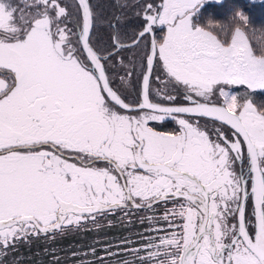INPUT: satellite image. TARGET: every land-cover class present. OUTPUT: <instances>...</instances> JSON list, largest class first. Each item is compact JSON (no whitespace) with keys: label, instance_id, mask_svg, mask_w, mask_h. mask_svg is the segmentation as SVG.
Returning a JSON list of instances; mask_svg holds the SVG:
<instances>
[{"label":"snow or ice","instance_id":"obj_1","mask_svg":"<svg viewBox=\"0 0 264 264\" xmlns=\"http://www.w3.org/2000/svg\"><path fill=\"white\" fill-rule=\"evenodd\" d=\"M208 2L136 0L126 45L97 38L92 0H0V264L145 211L81 264H264V29L235 4L201 23Z\"/></svg>","mask_w":264,"mask_h":264},{"label":"trees","instance_id":"obj_2","mask_svg":"<svg viewBox=\"0 0 264 264\" xmlns=\"http://www.w3.org/2000/svg\"><path fill=\"white\" fill-rule=\"evenodd\" d=\"M239 5L245 14L249 17L250 28L258 33L264 29V0H223V8L215 0L206 4L203 10V23L208 19L214 20L219 17L223 21L229 20L231 15V6ZM216 21V20H215ZM264 91H257L254 101L262 102ZM123 215L120 214L110 218H99L100 227L96 228L89 224L87 229L80 231L66 232L60 237L49 241L46 244L44 238L35 240L29 244H20L13 253V259L5 264H52V255L55 254L61 261V264H81L79 257H83L89 247L97 248V255L104 257L103 246L112 244L115 249L116 244L122 239L137 241V233L145 232V225H141L138 219L131 217V225L121 224ZM138 220V222L136 221ZM109 221L112 226L109 227ZM78 254L77 257L72 255ZM105 259H107L105 257ZM95 257L89 255L83 261V264L94 262ZM115 264V261H112Z\"/></svg>","mask_w":264,"mask_h":264},{"label":"flooded vegetation","instance_id":"obj_3","mask_svg":"<svg viewBox=\"0 0 264 264\" xmlns=\"http://www.w3.org/2000/svg\"><path fill=\"white\" fill-rule=\"evenodd\" d=\"M93 4L98 5L97 12L107 17V19H102L96 24V36L99 40L106 42L108 40V35L110 33H115L119 31L121 34L122 41L127 45L130 44L134 34L138 30L139 18L136 16V11L133 9V5L136 0H92ZM127 5V6H125ZM202 13L203 10H201ZM119 21V24H117ZM203 23V18L201 19ZM126 55H133V53L128 52ZM233 92L237 95H244L246 89L241 86H236L233 88ZM205 120H202L201 123H205ZM159 131L171 132L177 129L175 121L168 119L164 122H154L153 125ZM171 205H169L170 207ZM157 214L163 211V206L155 210ZM251 200L246 207V215L251 216L252 214ZM122 214L117 212L115 215L109 214L107 217H115ZM150 212H138L133 214V218L138 219L143 216L152 215ZM123 215V214H122Z\"/></svg>","mask_w":264,"mask_h":264},{"label":"rangeland","instance_id":"obj_4","mask_svg":"<svg viewBox=\"0 0 264 264\" xmlns=\"http://www.w3.org/2000/svg\"><path fill=\"white\" fill-rule=\"evenodd\" d=\"M212 1H214V0H209V2H212ZM209 2H208V3H209ZM208 3H207V4H208ZM205 6H206V5H205ZM215 20H216V21H219L220 23H227L226 20L223 21L222 19H219V17H214V20H213V21H215ZM261 100L264 101V99H261ZM255 102H256V101H255ZM136 221L138 222V220H136ZM99 224H100V222H99ZM100 225H101V224H100ZM58 237H60V235H57L55 238H58ZM55 238H51V237H49V238H47V239L44 238V241L46 242V244L49 245L48 242L51 241L52 239H55ZM13 253H14V252H9V253L7 254V255L9 256V259H10V260L13 259V256H14Z\"/></svg>","mask_w":264,"mask_h":264}]
</instances>
